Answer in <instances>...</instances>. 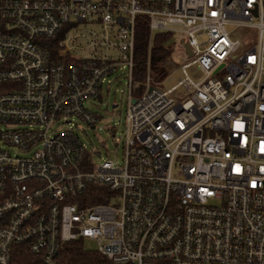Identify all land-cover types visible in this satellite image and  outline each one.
Masks as SVG:
<instances>
[{
  "label": "built area",
  "instance_id": "obj_1",
  "mask_svg": "<svg viewBox=\"0 0 264 264\" xmlns=\"http://www.w3.org/2000/svg\"><path fill=\"white\" fill-rule=\"evenodd\" d=\"M140 17L162 78L134 77ZM111 76L122 157L96 164L74 128ZM85 238L112 264H264V0H0V264Z\"/></svg>",
  "mask_w": 264,
  "mask_h": 264
},
{
  "label": "rangeland",
  "instance_id": "obj_2",
  "mask_svg": "<svg viewBox=\"0 0 264 264\" xmlns=\"http://www.w3.org/2000/svg\"><path fill=\"white\" fill-rule=\"evenodd\" d=\"M90 24L79 22L77 27L69 31V34H74L80 28H91ZM228 31L233 29L232 26L227 27ZM246 43H252L256 40L257 34L254 29H246ZM173 40V37L171 38ZM72 43V42H70ZM72 45V44H71ZM181 62L177 53L173 54L172 61L169 65L170 70ZM111 84L103 83L99 98H96L91 106V109L96 114H99V121L95 128L81 126L78 129L74 128L80 141L85 144L87 153L91 154L94 163L98 164L104 160L121 161L123 145L122 135L124 132L125 122V107L127 103V88L125 79L115 80L110 77ZM119 81V82H118ZM113 104H116L113 107ZM113 126V131L110 129ZM83 248L95 250V241L90 238H85Z\"/></svg>",
  "mask_w": 264,
  "mask_h": 264
},
{
  "label": "trees",
  "instance_id": "obj_3",
  "mask_svg": "<svg viewBox=\"0 0 264 264\" xmlns=\"http://www.w3.org/2000/svg\"><path fill=\"white\" fill-rule=\"evenodd\" d=\"M135 32V48L134 61L135 73L134 77L141 80L146 73V62L149 56V66L155 78H162L167 70L163 66L164 60L169 56L170 37L161 31H155L149 43V25L143 17L138 18ZM56 38L44 40L52 52L56 50ZM89 194L91 196L89 203H99L106 201L100 194L103 193L104 188L99 186L89 185ZM59 264H112V262L96 250H88L83 248V240H71L65 242L60 248ZM26 253V252H24Z\"/></svg>",
  "mask_w": 264,
  "mask_h": 264
},
{
  "label": "water",
  "instance_id": "obj_4",
  "mask_svg": "<svg viewBox=\"0 0 264 264\" xmlns=\"http://www.w3.org/2000/svg\"><path fill=\"white\" fill-rule=\"evenodd\" d=\"M185 47L188 49V46H187V44L185 45ZM116 104H113V107L115 106Z\"/></svg>",
  "mask_w": 264,
  "mask_h": 264
}]
</instances>
